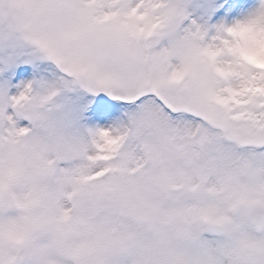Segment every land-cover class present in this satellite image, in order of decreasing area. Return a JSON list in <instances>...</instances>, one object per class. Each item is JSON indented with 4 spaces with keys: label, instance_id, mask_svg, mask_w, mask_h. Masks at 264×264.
Returning a JSON list of instances; mask_svg holds the SVG:
<instances>
[{
    "label": "snow or ice",
    "instance_id": "obj_1",
    "mask_svg": "<svg viewBox=\"0 0 264 264\" xmlns=\"http://www.w3.org/2000/svg\"><path fill=\"white\" fill-rule=\"evenodd\" d=\"M0 264H264V0H0Z\"/></svg>",
    "mask_w": 264,
    "mask_h": 264
},
{
    "label": "rangeland",
    "instance_id": "obj_2",
    "mask_svg": "<svg viewBox=\"0 0 264 264\" xmlns=\"http://www.w3.org/2000/svg\"><path fill=\"white\" fill-rule=\"evenodd\" d=\"M240 2H244V0H240ZM241 18V14L240 13H226L225 17L223 18V23L224 24H229L231 23L233 20L235 19H239ZM217 23L216 20H209V24L210 25H215Z\"/></svg>",
    "mask_w": 264,
    "mask_h": 264
}]
</instances>
